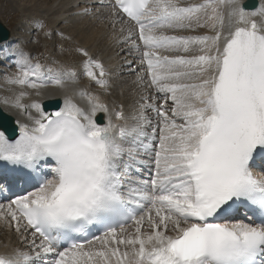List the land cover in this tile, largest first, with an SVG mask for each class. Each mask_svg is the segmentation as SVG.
I'll return each instance as SVG.
<instances>
[{
	"label": "snow or ice",
	"instance_id": "obj_1",
	"mask_svg": "<svg viewBox=\"0 0 264 264\" xmlns=\"http://www.w3.org/2000/svg\"><path fill=\"white\" fill-rule=\"evenodd\" d=\"M120 13L132 22L121 42L140 53L131 70L152 90L130 116L86 91L88 109L66 96L51 114L23 103V90L3 99L30 124L14 141L0 132V162L11 166L0 184L12 192L0 225L22 245L0 264H264V173L253 170L264 163V5L114 0L113 22ZM197 29L206 32L184 34ZM76 51L107 91L102 61ZM11 55L8 85L39 95L77 82L73 68ZM91 229L100 234L89 239Z\"/></svg>",
	"mask_w": 264,
	"mask_h": 264
},
{
	"label": "bare ground",
	"instance_id": "obj_2",
	"mask_svg": "<svg viewBox=\"0 0 264 264\" xmlns=\"http://www.w3.org/2000/svg\"><path fill=\"white\" fill-rule=\"evenodd\" d=\"M29 1V5L27 4L26 9L24 10L36 15L35 18L39 15L38 13L42 11L43 13L41 17H45V19L51 23V28H54L53 32L64 29L65 26L62 24H66L69 21L71 22L69 18L70 16L75 15L73 19L81 17L82 20L80 23L75 19L77 20V23H71L68 29H66V27L63 30V33H65L66 36L65 38H71V44L75 45L77 48H85L90 54L95 52L97 59L101 60L105 68L108 70L110 87L107 94L105 90L94 81H90L84 76L80 61L75 66V70L78 73L77 82L75 84L69 83L65 88H59L49 84L46 88L41 89L39 95H37L36 90L27 88L21 89L19 86L8 85L5 83V77L10 75L8 74L7 67L12 65L15 66L16 59L15 56L11 55V53L14 52L12 44L19 38L13 30V32L9 33L8 39L0 41V49L3 50L0 52V56H2L0 59L5 64L3 65L0 62V108L13 117L16 128L19 132L20 124H30V121L27 119V114L12 107L11 104L3 103V99L6 97L13 98L21 90L28 93V95L22 100L25 104H30L33 101L41 103L47 99H60L62 104L61 107H63L64 99L68 96L71 97L80 107L88 109L89 105L87 98L78 95L80 91H86L93 96H98L100 101L108 107L110 113L113 112V110H119L122 108L125 114L129 116L134 112L136 101L139 99V96L141 94H151V89L146 88L143 84H140L137 81V71L140 69V53L135 50H129V46L121 42L123 38L128 35V29L132 27V23L121 14L116 18L117 22H113V19L111 18L112 0ZM200 1L201 0H183L184 3ZM241 1L242 0H237L239 6ZM257 1L259 2V6L256 10L264 5V0ZM85 8H88L89 11L85 12ZM257 20H259V17H257ZM122 28L124 29L123 32L121 31ZM35 30L37 29L35 28ZM205 32L206 30L197 29L195 33L185 32L184 34H204ZM65 40L67 39H64V41ZM79 59L81 58L79 57ZM51 61V58H49L44 64L49 67H60L55 65L56 61L52 62L53 64ZM131 69H136L137 71H132ZM170 104L171 102L169 101V105ZM29 112L36 115L35 110L33 109H29ZM46 113L51 114L54 112ZM98 113H102L104 116L103 123H106L108 120V114L104 112ZM13 247H22L19 237L14 229L10 230L6 226L0 225V254H5L11 251Z\"/></svg>",
	"mask_w": 264,
	"mask_h": 264
},
{
	"label": "rangeland",
	"instance_id": "obj_3",
	"mask_svg": "<svg viewBox=\"0 0 264 264\" xmlns=\"http://www.w3.org/2000/svg\"><path fill=\"white\" fill-rule=\"evenodd\" d=\"M29 2H30L29 0H0L1 22H3V24L10 30V33L13 32L14 30V32L19 37L12 44V49L14 51L21 50L25 53H29L32 57H34V59L39 57L42 63H45L46 61H48L49 58H51L52 60L51 63L56 61L55 65L60 67L63 66L70 68L74 67L73 69H75V66L79 61L82 65V60L84 58L76 51L77 47L71 44L72 39L68 37L65 38L66 37L65 33H63L64 32L63 30L66 27H67L66 29H68L71 23L75 24L77 23V20L80 23V21L82 20L81 17L75 18L77 19L75 20L73 19L75 15L70 16L69 18L71 22L69 21L68 18V21L70 23L66 21L68 23L62 24L63 26H65L64 29L53 32L54 28L53 29L51 28L52 27L51 23L48 22V20L45 19V17L44 18L41 17L43 13L42 11H40L39 13L37 12L39 15L35 18L36 15L31 14L29 11L24 10L26 9L27 4L29 5ZM40 23L45 25V28L41 29L40 27H38V24ZM35 28L37 30H35ZM45 32H50L51 35L46 36ZM64 39H67L65 40L66 42L64 41ZM91 55L97 58V56H95L96 55L95 52H92ZM79 57L81 59H79ZM0 58H2V56H0ZM0 62L3 65H5L1 59ZM12 66L7 67L8 74L10 75L16 71V67L14 65ZM105 92L108 94L109 90Z\"/></svg>",
	"mask_w": 264,
	"mask_h": 264
},
{
	"label": "water",
	"instance_id": "obj_4",
	"mask_svg": "<svg viewBox=\"0 0 264 264\" xmlns=\"http://www.w3.org/2000/svg\"><path fill=\"white\" fill-rule=\"evenodd\" d=\"M257 0H247L243 6L246 8L255 7ZM9 30L4 26L0 21V41L6 40L9 38ZM60 99H47L41 103L44 111L56 110L60 107ZM0 129L4 130L10 137H13L16 134V127L13 121V118L10 115H7L0 109Z\"/></svg>",
	"mask_w": 264,
	"mask_h": 264
}]
</instances>
